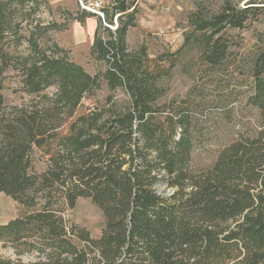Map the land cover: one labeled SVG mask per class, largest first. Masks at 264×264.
Instances as JSON below:
<instances>
[{
    "label": "trees",
    "instance_id": "16d2710c",
    "mask_svg": "<svg viewBox=\"0 0 264 264\" xmlns=\"http://www.w3.org/2000/svg\"><path fill=\"white\" fill-rule=\"evenodd\" d=\"M105 1L101 17L77 16L97 21L91 56L105 70L91 76L41 41L45 28L20 26L39 0H0V72L18 71L21 97L7 105L0 76V193L19 207L0 225L15 259L0 264H264V35L241 52L231 34L264 17V0L197 7L181 50L157 57L127 42L141 0ZM184 49L194 81L157 105ZM80 198L102 214L98 238L65 217Z\"/></svg>",
    "mask_w": 264,
    "mask_h": 264
},
{
    "label": "rangeland",
    "instance_id": "374dc122",
    "mask_svg": "<svg viewBox=\"0 0 264 264\" xmlns=\"http://www.w3.org/2000/svg\"><path fill=\"white\" fill-rule=\"evenodd\" d=\"M42 3L41 13L37 15V22H23L21 27L33 28L35 24L45 31L41 34V41L48 46H56L62 50V56L68 57L71 61L81 66L89 75L94 76L105 70L102 62L91 56V47L94 34L97 28L95 18H88L80 22L77 16L80 9L100 13V8L106 3L105 0H39ZM233 4L242 6L240 0H231ZM224 0H141L140 13L136 20L135 28L127 35L129 47L138 48L145 46L150 57H157L160 54H175L181 50L184 36L189 32L187 19L197 7H206L215 12L223 5ZM82 6H81V4ZM97 15V14H96ZM99 16V15H98ZM26 37L29 33L23 32ZM264 35V17L259 16L256 21L243 31H233L234 43L243 52L256 40L258 34ZM47 41V42H46ZM197 54L191 49H184L177 57V63L169 80L165 81L168 87L167 93L157 102L163 105L173 99L183 97L194 81L193 64ZM18 71L13 68L0 72L4 78V90L2 95L7 105L20 103L21 97L18 92ZM108 94L103 86L97 91L92 100H102ZM116 102L123 105L127 102L120 91L114 92ZM228 129V128H226ZM230 132L214 133L208 136L194 156V165H205L213 160L219 143L229 138ZM169 192V191H168ZM18 205L10 197L0 193V225L8 222L17 216ZM66 219L86 229L94 238L100 236L104 226L101 212L89 199L80 198L72 210L65 211ZM0 255L5 258L15 259L9 248L0 246ZM24 262L32 260V257H23Z\"/></svg>",
    "mask_w": 264,
    "mask_h": 264
},
{
    "label": "built area",
    "instance_id": "2783aa9c",
    "mask_svg": "<svg viewBox=\"0 0 264 264\" xmlns=\"http://www.w3.org/2000/svg\"><path fill=\"white\" fill-rule=\"evenodd\" d=\"M80 4H81V3H80ZM81 6H82V4H81ZM96 14H97V15H99L100 17L102 16V14H101V13H99V14H98V13H96Z\"/></svg>",
    "mask_w": 264,
    "mask_h": 264
}]
</instances>
